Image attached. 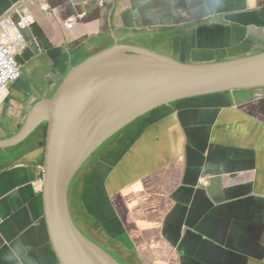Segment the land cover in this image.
Wrapping results in <instances>:
<instances>
[{
	"label": "crops",
	"instance_id": "crops-1",
	"mask_svg": "<svg viewBox=\"0 0 264 264\" xmlns=\"http://www.w3.org/2000/svg\"><path fill=\"white\" fill-rule=\"evenodd\" d=\"M18 1L0 0V18ZM27 14L21 84L0 94V264H59L41 202L46 129L6 145L28 107L115 45L222 62L234 24L258 54L264 0H32ZM223 96L158 108L79 172V217L93 219L83 225L129 264H264V107L257 118Z\"/></svg>",
	"mask_w": 264,
	"mask_h": 264
},
{
	"label": "water",
	"instance_id": "water-1",
	"mask_svg": "<svg viewBox=\"0 0 264 264\" xmlns=\"http://www.w3.org/2000/svg\"><path fill=\"white\" fill-rule=\"evenodd\" d=\"M229 30L222 62L196 58L186 64L144 48L115 45L72 68L53 96L28 107L21 129L6 145H17L46 125L41 202L59 264H121L75 225L69 192L90 156L126 126L158 108L180 111L188 101H223V95L229 102L225 108L233 105L260 118L264 51L253 53L257 47L247 38L253 37L251 31L234 24ZM246 100L260 103L251 111L242 106Z\"/></svg>",
	"mask_w": 264,
	"mask_h": 264
},
{
	"label": "built area",
	"instance_id": "built-area-1",
	"mask_svg": "<svg viewBox=\"0 0 264 264\" xmlns=\"http://www.w3.org/2000/svg\"><path fill=\"white\" fill-rule=\"evenodd\" d=\"M35 1L39 2L40 0ZM31 2L32 0L18 1L5 16L0 18V94L21 77V65L18 62V57L29 48L24 33L34 23L33 16L31 14L22 15V11ZM103 5L101 4V6ZM41 10L48 12L50 6L41 5ZM16 16L19 19H15Z\"/></svg>",
	"mask_w": 264,
	"mask_h": 264
},
{
	"label": "rangeland",
	"instance_id": "rangeland-1",
	"mask_svg": "<svg viewBox=\"0 0 264 264\" xmlns=\"http://www.w3.org/2000/svg\"><path fill=\"white\" fill-rule=\"evenodd\" d=\"M263 51H264V49H262V51L260 50L259 52H263ZM57 89L56 90H54V89L51 90L52 92L50 91V93H53V92L55 93L57 91ZM54 93L52 94V96L54 95ZM41 126H44L45 129H46V125L45 124H42ZM41 126H39L34 132L36 133V131L38 129H41L42 128ZM32 138L33 139H37L36 137H33V136H32ZM81 170H82V168H81ZM78 174H79V172H78ZM78 174H76V176L74 177V179H73V181H72V183L70 185V192H69L70 205H71L70 206L71 207L70 212H71V216H72L74 222L77 224V226L79 227V229L82 230V232L85 234V236H87L89 239H91L96 244H98L101 247H103V249L105 250V252L108 253L109 255H111L112 258L116 259L121 264H129L127 261H125L122 258L121 254L118 251H116V250L113 249V247H112V245L110 243H108V242H106L104 240H101L99 238H96L95 236H93L89 232V230L87 231V229L83 225V222L85 220L84 223L87 226L91 227L92 224H93L92 223L93 219H90V217H88V215H89L88 213H87L88 215H86L82 211H81V214H83L85 217H79V212H78V209L77 208L81 209L82 206H81L80 196H79L78 189H77V176H78ZM71 192H72V195H71ZM101 234H102L103 237L108 238L106 236L105 232L102 231V229H101Z\"/></svg>",
	"mask_w": 264,
	"mask_h": 264
},
{
	"label": "flooded vegetation",
	"instance_id": "flooded-vegetation-1",
	"mask_svg": "<svg viewBox=\"0 0 264 264\" xmlns=\"http://www.w3.org/2000/svg\"><path fill=\"white\" fill-rule=\"evenodd\" d=\"M21 80V79H20ZM18 81V82H16L15 83V87H17V85H19V84H21V81ZM136 122V120L134 121V123ZM133 123H131V124H129V125H132ZM129 125L128 126H126L121 132H119V133H117L114 137H112V138H110L107 142H105L102 146H100L91 156H90V159L85 163V165L82 167V170L80 169V171L79 172H85V167L88 165V164H90L91 163V161L92 162H94V163H96L97 161H99V159H100V156H101V154H102V151L103 150H105L106 148H109V147H111L112 145H113V139H115L116 138V136L117 135H119L120 133H123L124 131H125V129L127 128V127H129ZM95 157V158H94ZM96 159V158H98V159H96V160H94V159ZM81 177H83V174H82V176ZM81 190H83V188L81 189ZM97 225V227H99V228H101V226H99L98 224H96ZM100 246V245H99ZM103 248V247H102Z\"/></svg>",
	"mask_w": 264,
	"mask_h": 264
}]
</instances>
